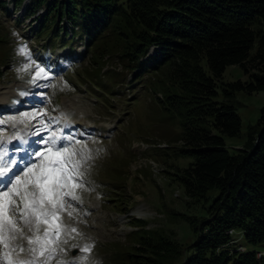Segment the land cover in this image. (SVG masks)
Instances as JSON below:
<instances>
[{
	"label": "trees",
	"instance_id": "16d2710c",
	"mask_svg": "<svg viewBox=\"0 0 264 264\" xmlns=\"http://www.w3.org/2000/svg\"><path fill=\"white\" fill-rule=\"evenodd\" d=\"M35 12L50 45L66 43L77 57L71 42L83 41L90 79L113 54L134 80L160 71L151 80L163 89L159 100L178 109L177 153L189 161L174 179L182 202L204 214H178L190 232L182 241L132 219L131 245L107 250L108 263L264 264L255 248L264 246V100L243 145L224 143L240 126L233 92L264 90V0H26L24 15ZM229 64L246 78L222 80Z\"/></svg>",
	"mask_w": 264,
	"mask_h": 264
},
{
	"label": "rangeland",
	"instance_id": "374dc122",
	"mask_svg": "<svg viewBox=\"0 0 264 264\" xmlns=\"http://www.w3.org/2000/svg\"><path fill=\"white\" fill-rule=\"evenodd\" d=\"M25 1L0 2V120L6 121L0 124V143L17 161L14 167L22 169L39 163L34 152L44 145L36 141L48 135L35 134L42 119L50 131L73 137L71 143L63 140L58 146L76 150L74 159L80 161L82 183L74 189L79 199L66 198L65 210L58 211V219L45 222L42 218L39 223L33 220L25 224L19 220V213H8L17 217V227L24 236L60 226L59 236L50 245L55 253L51 259L37 254L38 264H112L108 263L109 257L106 259L107 250H124L131 245L129 232L135 229L131 221L134 218L145 220V228L171 231L173 240L190 236L178 214L203 215L204 208L200 204L185 205L183 189L174 179L176 169L185 166L189 158L177 153L182 143L178 139L182 131L178 109L163 105L159 100L163 89L151 81L160 76V71L144 73L134 80L136 75L126 72L111 54L105 56L90 79L83 41L71 42L75 50L83 52L77 57L71 56L66 43L55 40L50 45L45 35L36 32V12L41 9L25 16ZM22 47L28 55L21 53ZM38 69H43L45 76L34 80ZM236 78L244 79L246 75L237 64L225 65L221 79ZM233 98L240 126L237 135L224 136L228 149L243 145L247 127L255 122L263 103L264 90H235ZM26 113L46 114L20 122ZM215 194L216 190L211 189L206 203ZM16 200L19 205V198ZM37 228L39 233H35ZM9 245L5 249L0 243V256L5 251H10L12 257L29 256L27 240L19 233ZM20 245L25 247L24 252H20ZM86 245H90L87 252L83 251ZM255 248L264 251V246Z\"/></svg>",
	"mask_w": 264,
	"mask_h": 264
},
{
	"label": "snow or ice",
	"instance_id": "6c2138e0",
	"mask_svg": "<svg viewBox=\"0 0 264 264\" xmlns=\"http://www.w3.org/2000/svg\"><path fill=\"white\" fill-rule=\"evenodd\" d=\"M21 53L28 55L25 47L21 48ZM28 67L31 66H26L21 70L25 71ZM44 76V70L38 69L34 80ZM45 114L26 113L20 118V122L25 119H35L37 116L42 118ZM4 123L6 121L0 120V124ZM40 125L35 134L46 132L48 135L36 141L37 144L44 145L42 150L34 152V157L39 163L33 162L22 169L18 166L14 167L17 161L4 150L3 144L0 143V243H3L5 249H9V241L15 240L16 233H19L27 240L29 253V256L12 257L10 251H5L0 256V264H38L37 254L46 255L48 259H51L56 249L50 245L55 243L54 237L59 236L61 231L60 226L55 225L45 228L42 234L24 236L22 230L17 227V217L8 215L10 211L19 213V220L25 224H30L33 220L39 223L42 218L48 222L49 218L58 219V211L65 210L66 198L79 199L74 193L75 188L82 186L80 161L74 159L76 150L65 147L63 144L58 146V142L63 140L71 143L73 137H65L61 133L50 131L48 124L42 119ZM11 139H17V137ZM24 151L27 152V149ZM17 171L23 174L18 175ZM16 198H19V205ZM69 207H71L70 203ZM68 215L71 216L72 212H68ZM71 230L77 231L75 228ZM39 231V228L35 229V233ZM19 250L24 252L25 247L20 245ZM89 250L90 245H86L83 249L85 252ZM57 264H66V262L57 261Z\"/></svg>",
	"mask_w": 264,
	"mask_h": 264
},
{
	"label": "water",
	"instance_id": "95a60500",
	"mask_svg": "<svg viewBox=\"0 0 264 264\" xmlns=\"http://www.w3.org/2000/svg\"><path fill=\"white\" fill-rule=\"evenodd\" d=\"M75 252V249H73L72 251H71V253H74Z\"/></svg>",
	"mask_w": 264,
	"mask_h": 264
},
{
	"label": "bare ground",
	"instance_id": "6f19581e",
	"mask_svg": "<svg viewBox=\"0 0 264 264\" xmlns=\"http://www.w3.org/2000/svg\"><path fill=\"white\" fill-rule=\"evenodd\" d=\"M257 255H260V252H259V253H257Z\"/></svg>",
	"mask_w": 264,
	"mask_h": 264
},
{
	"label": "built area",
	"instance_id": "2783aa9c",
	"mask_svg": "<svg viewBox=\"0 0 264 264\" xmlns=\"http://www.w3.org/2000/svg\"><path fill=\"white\" fill-rule=\"evenodd\" d=\"M240 249V248H239Z\"/></svg>",
	"mask_w": 264,
	"mask_h": 264
}]
</instances>
